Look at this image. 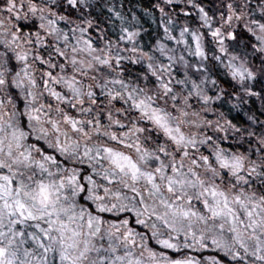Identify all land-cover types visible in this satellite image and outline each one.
Wrapping results in <instances>:
<instances>
[{"label":"snow or ice","instance_id":"1","mask_svg":"<svg viewBox=\"0 0 264 264\" xmlns=\"http://www.w3.org/2000/svg\"><path fill=\"white\" fill-rule=\"evenodd\" d=\"M0 264H264V0H0Z\"/></svg>","mask_w":264,"mask_h":264}]
</instances>
